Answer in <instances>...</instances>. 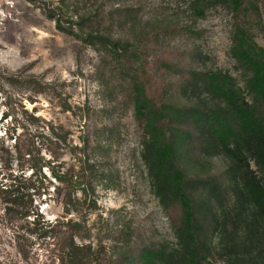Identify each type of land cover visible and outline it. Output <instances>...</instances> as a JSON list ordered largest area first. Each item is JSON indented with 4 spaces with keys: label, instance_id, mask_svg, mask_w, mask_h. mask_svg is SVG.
I'll list each match as a JSON object with an SVG mask.
<instances>
[{
    "label": "trees",
    "instance_id": "trees-1",
    "mask_svg": "<svg viewBox=\"0 0 264 264\" xmlns=\"http://www.w3.org/2000/svg\"><path fill=\"white\" fill-rule=\"evenodd\" d=\"M29 1L38 4L59 30L98 50L101 61L112 59L116 63L112 72L129 76L128 91L135 118L141 124V147L136 158L145 164L153 190L171 218L176 242L132 252L127 247L132 231L121 228L125 245L117 264H215L218 258L228 264H264V43L259 40H264L262 0L190 3L194 20L220 5L230 11L229 54L243 74V84L228 70L189 67L180 57L182 49L164 48L152 54L147 51L148 45L143 49L142 39L115 33L122 15L134 24L128 12L119 16L112 7L106 15L80 9L68 13L65 7L69 0ZM145 30L140 34L151 32ZM161 67L178 73L179 88L184 93L181 96L190 99L189 103L175 101L160 77ZM30 80L32 77H28ZM64 109H72L68 101ZM28 114L32 120L38 119L36 114ZM81 129L75 142L68 129L51 121L53 159L38 157L30 149V174L25 167L8 175L0 173V228L12 230L21 251L26 250L24 241L33 236L48 238L57 264H110L112 254L102 239L87 241L92 228L83 218V204L90 199V208L96 209V199L91 195L98 181L106 188L117 184L111 170L100 167L90 156L83 163L87 149H83V125ZM196 148L221 152L228 160L223 187L231 193L232 203L214 210L210 207L207 225L199 220L195 179L182 165L183 155L193 159ZM66 151L72 156L70 161L61 159ZM44 166L51 169L56 183L50 180V185H45L48 178L42 171ZM211 185L215 188L209 189L210 194H216L219 185ZM43 194L62 207V214L53 220L40 209L37 197ZM210 229L219 234L217 245L209 238Z\"/></svg>",
    "mask_w": 264,
    "mask_h": 264
},
{
    "label": "rangeland",
    "instance_id": "rangeland-1",
    "mask_svg": "<svg viewBox=\"0 0 264 264\" xmlns=\"http://www.w3.org/2000/svg\"><path fill=\"white\" fill-rule=\"evenodd\" d=\"M190 3L191 0H69L65 11L91 10L106 15L114 7L119 16L128 12L134 24L122 15L115 24V33L142 39L143 49L148 45L147 51L152 54L164 48L182 49L180 57L189 67L228 70L243 84V74L229 54L233 23L230 11L220 5L194 20ZM262 10L264 14V0ZM141 29L158 33L141 35ZM259 40L264 43L261 37ZM100 54L76 36L59 30L38 4L0 0V173L8 175L25 167L30 174V149L38 157L53 159L51 121L68 129L75 142L79 141L83 125V149H87L83 163L90 156L100 167L111 170L113 183L117 184L106 188L98 181L91 195L96 199V209L90 208V199L83 204V218L92 228V237L87 241L101 238L112 254L110 264H117L125 245L121 242L125 237L119 233L121 228L132 231L127 246L132 252L145 246L175 243L176 237L145 164L136 158L141 147V124L135 118L128 91L129 76L112 72L116 63L108 58L101 61ZM161 68L160 77L175 101L189 103L190 99L181 96L184 93L179 88L178 73ZM28 77L32 80L28 81ZM66 101L71 110L64 109ZM30 112L38 119L29 118ZM194 155L193 159L183 155L182 165L195 179L199 220L207 225L210 207L214 210L218 205L232 203L231 193L223 187L228 178V160L213 150L196 148ZM71 157L66 151L61 159L70 161ZM42 171L48 178L45 185L50 180L56 183L48 166ZM211 184L219 185L216 194H210L209 189L215 188ZM45 195L37 197V201L45 216L53 220L62 214V207ZM218 235L209 230L214 245ZM48 241L33 236L24 241L26 250L21 251L12 230L0 228V264H57L53 244ZM215 264L228 263L218 258Z\"/></svg>",
    "mask_w": 264,
    "mask_h": 264
}]
</instances>
